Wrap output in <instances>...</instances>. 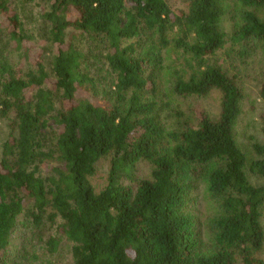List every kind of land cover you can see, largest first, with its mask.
<instances>
[{
  "label": "trees",
  "instance_id": "trees-1",
  "mask_svg": "<svg viewBox=\"0 0 264 264\" xmlns=\"http://www.w3.org/2000/svg\"><path fill=\"white\" fill-rule=\"evenodd\" d=\"M34 1L0 0V264L23 262L9 250L21 214L27 243L66 246L69 264H264V184L249 180H264V144L251 161L238 145L245 96L219 58L264 63V0ZM170 50L185 61L173 78ZM167 93L219 110L168 125Z\"/></svg>",
  "mask_w": 264,
  "mask_h": 264
},
{
  "label": "rangeland",
  "instance_id": "rangeland-1",
  "mask_svg": "<svg viewBox=\"0 0 264 264\" xmlns=\"http://www.w3.org/2000/svg\"><path fill=\"white\" fill-rule=\"evenodd\" d=\"M44 5L40 0H35L31 6L33 14L39 9V6ZM169 6L173 11L183 8L182 0H168ZM29 28L34 32H42L43 27L38 23L36 15H31L27 20ZM232 25L230 18L224 21V26L228 28ZM244 57H239L237 52L220 54L219 58L224 61V65L230 73L238 76L240 84L243 87L244 101L242 104V113L238 118L234 135L238 145L246 153L248 161L255 158L252 146L255 143L264 144V138L260 133L259 116L264 113V102L259 97L258 88L264 76V63L261 55L257 51L249 50ZM167 67H165L166 77H174L173 72L185 67V61L181 53L170 50L167 55ZM216 95H208L204 98L195 97H177L171 96L167 93L164 100L163 119L168 122V125H175L176 122L192 119V110L200 109L205 110L209 114H216L219 110L218 100ZM2 126H0V141L2 140ZM249 180L254 185L264 184V180L249 175ZM92 185L96 190H100L105 185V175L103 172H98L97 175L91 180ZM196 195L195 203H192L193 210L198 214L200 220H204V215L211 211L210 201L206 199L202 186L195 190ZM264 226V217H263ZM30 231V221L24 214H21L15 223V227L10 235L9 250L13 262L16 258L22 255V264H44L45 261H51L53 264H69L70 254L69 248L61 246L60 249L49 254L39 246H31L27 243V233ZM23 250L27 252L23 253ZM264 258V249H263ZM31 258V260L29 259ZM20 264V261H18Z\"/></svg>",
  "mask_w": 264,
  "mask_h": 264
}]
</instances>
